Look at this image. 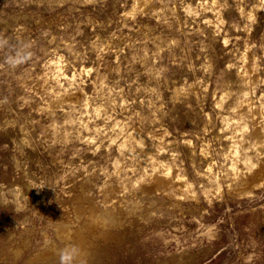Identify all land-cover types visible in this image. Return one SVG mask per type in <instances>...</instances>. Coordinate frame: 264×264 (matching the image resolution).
<instances>
[{
    "label": "rangeland",
    "instance_id": "1",
    "mask_svg": "<svg viewBox=\"0 0 264 264\" xmlns=\"http://www.w3.org/2000/svg\"><path fill=\"white\" fill-rule=\"evenodd\" d=\"M0 38V264H264V0H0Z\"/></svg>",
    "mask_w": 264,
    "mask_h": 264
},
{
    "label": "clouds",
    "instance_id": "2",
    "mask_svg": "<svg viewBox=\"0 0 264 264\" xmlns=\"http://www.w3.org/2000/svg\"><path fill=\"white\" fill-rule=\"evenodd\" d=\"M31 46L28 43L17 41L10 42L0 38V53H3V63L15 70L32 59ZM58 264H84L81 249L74 244L66 245L57 251Z\"/></svg>",
    "mask_w": 264,
    "mask_h": 264
},
{
    "label": "bare ground",
    "instance_id": "3",
    "mask_svg": "<svg viewBox=\"0 0 264 264\" xmlns=\"http://www.w3.org/2000/svg\"><path fill=\"white\" fill-rule=\"evenodd\" d=\"M72 97H73V96H72ZM72 97H71V98H72ZM239 107H240V106H239ZM243 107H244V105H243ZM243 107H242V108H243ZM255 107H256V106H255ZM230 108H231V107H230ZM244 109H245V108H243V110H244ZM240 110H241V109H240ZM257 112H258V111H257ZM236 113H237V112H236ZM255 113H256V112L254 111V114H255ZM258 114H259V113H258ZM258 114H257V115H258ZM250 115H251V114H250ZM255 115H256V114H255ZM242 118H244V117L242 116ZM257 118H258V117H257ZM246 119H247V118H246ZM243 120H244V119H243ZM256 120H257V119H256ZM251 123H252V122H251ZM247 124H248V123H247ZM249 132H250V131H249ZM255 133H257V132H255ZM255 133H254V135H255ZM257 134H259V133H257ZM134 138H135V137H134ZM135 140H136V139H135ZM128 141H129V140H128ZM125 145H126V144H125ZM123 146H124V145H123ZM126 146H128V145H126ZM240 164H241V162H240ZM237 166H238V165H237ZM241 166H242V164H241ZM259 169H260V168H259ZM261 170H262V172H264L263 169H261ZM261 170H260V172H261ZM262 172H261V173H262ZM256 176H257V175H256ZM158 177H159V176H158ZM170 177H171V176H170ZM168 178H169V177H168ZM253 178H254V177H253ZM259 178H261V177H259ZM161 179H162V178H161ZM257 179H258V178H257ZM158 180H159V178H158ZM165 180H166V179H165ZM160 181H162V180H160ZM157 182H158V181H157V179H156V184H157ZM167 182H168V181H167ZM167 182H164V183H167ZM158 183H159V182H158ZM162 183H163V181H162ZM164 183H163V184H164ZM165 185H166V184H165ZM247 185H248V184H247ZM247 185H246V186H247ZM109 186H111V185H109ZM107 187H108V186H107ZM245 189H246V188H245ZM106 190H107V188H106ZM78 197H79V196H78ZM85 197H86V196H85ZM75 198H76V197H75ZM88 199H89V198H88ZM89 201H90V200H89ZM91 201H92V200H91ZM92 204H93V202H91V205H92ZM114 205H115V204H114ZM83 206H84V205H83ZM115 206H116V205H115ZM84 207H85V206H84ZM88 207H89V205H88ZM96 207H97V206H96ZM114 208H116V207H114ZM81 209H82V208H81ZM97 210H98V207H97ZM97 210H96L95 207H91V209H90V214H91L90 217H92V218H91V221H89V222H90V226H91V227H92V225H95V223H97V224L99 223L98 219L96 220V218H98V217L95 218V216H96V212H101V211H97ZM111 210H112V209H111ZM126 210H127V209H126ZM126 210H125V211H126ZM86 211H87V210H86ZM108 211H109V210H108ZM88 212H89V211H88ZM109 212H110V211H109ZM112 212H113V211H112ZM81 213H82V211H81ZM85 213H86V212L84 211V215H85ZM106 213H107V212H106ZM106 213H105V214H106ZM114 213H115V212H114ZM127 213H128V212H127ZM87 214H89V213H87ZM87 214H86V215H87ZM80 215H82V214H80ZM99 215H102V214H99ZM114 215H115V214H114ZM77 216H78V215H77ZM104 216H105V215H104ZM109 216H110V215H109V213H108V217H109ZM80 217H81V216H80ZM88 217H89V216H88ZM110 217H111V216H110ZM99 218H100V217H99ZM85 219H87V217H86ZM109 219H111V218H109ZM109 219H108V220H109ZM67 220H68V219H67ZM78 220H79V219H78ZM78 220H77V221H78ZM100 220H101V219H100ZM112 220H113V219H112ZM112 220H111V221H112ZM86 221H87V220H86ZM102 221H103V220H102ZM104 221H105V219H104ZM87 222H88V221H87ZM87 222H86V223H87ZM89 222H88V224H89ZM105 222H107V220H106ZM60 223H61V222H60ZM103 223H104V222H103ZM84 224H85V222H84ZM88 224H87V225H88ZM99 224H100V223H99ZM109 224H110V223H109ZM118 224H119V223H118ZM85 225H86V224H85ZM63 226H64V225H63ZM68 226H69V225H68ZM68 226H67V227H68ZM96 226H97V225H96ZM103 226H104V225H103ZM103 226L100 227V228L103 229ZM84 227H85V226H84ZM88 227H89V226H88ZM97 227L99 228V225H98ZM105 227H106V224H105V226H104V230H105ZM85 228H86V227H85ZM85 228H84V229H85ZM92 228H95V227H92ZM100 228H99V229H100ZM57 229H58V228H57ZM59 229H60V228H59ZM64 229H65V230H64ZM64 229H61V230H63V231H61L62 233H59V234H62L65 238L74 235V233L71 234L74 230H73L72 232L70 231V232H71V233H70V232L68 231L70 228H68V230H67V228L65 227ZM79 229H81V228H79ZM84 229H83V232H84ZM89 229H90V228H89ZM89 229H88V231H89ZM85 230H86V229H85ZM79 231H80V230H79ZM79 231H78V232H79ZM86 231H87V230H86ZM95 232L97 233V231H95ZM100 232H101V231H100ZM100 232H98V233H100ZM87 233H88V232H87ZM89 233H90V232H89ZM91 233H92V230H91ZM93 233H94V232H93ZM93 233H92V234H93ZM104 233L106 234V232H104ZM59 234H58V235H59ZM75 234H76V231H75ZM92 234H91V235H92ZM102 234H103V232H102ZM62 235H61V237H62ZM85 235H86V233H85ZM83 236H84V233H83ZM83 236H82V234H81L80 232H79V234L75 235V238H76V243H75V245H77V246L81 249L82 254L85 253V252H87V251L89 250V248H90V247L88 248V247L86 246L87 244H85V241H84L85 236H84V238H83ZM65 238H64V239H65ZM87 238H88V237H87ZM71 239H72V238H71ZM65 240H66V239H65ZM65 240H64V241H65ZM73 240H74V238L72 239V241H73ZM85 240H86V239H85ZM87 240H88V239H87ZM68 242H69V240H68ZM25 243H26V242H25ZM66 243H67V242H66ZM66 243H65V244H66ZM71 243H72V242H71ZM86 243H87V241H86ZM90 243H91V242H90ZM90 243H89V244H90ZM95 243H96V242H95ZM90 245L92 246V244H90ZM90 245H89V246H90ZM53 247H54V245H53ZM53 247H52V248H53ZM54 248H55V250H56V247H54ZM94 250H95V249H94ZM51 251H52V250H51ZM90 251H91V250H90ZM51 253H53V251H52ZM51 253H50V254H51ZM89 253H90V252H89ZM89 253H88V254H89ZM43 254H44V253H43ZM50 254H49V255H50ZM43 256H44V255H43ZM84 257H85V256H84ZM90 257H91V256H90ZM36 258H37V257H36ZM46 258H47V257H46Z\"/></svg>",
    "mask_w": 264,
    "mask_h": 264
}]
</instances>
